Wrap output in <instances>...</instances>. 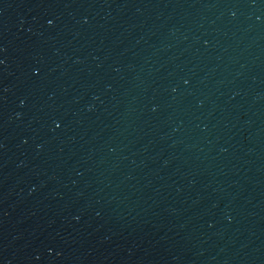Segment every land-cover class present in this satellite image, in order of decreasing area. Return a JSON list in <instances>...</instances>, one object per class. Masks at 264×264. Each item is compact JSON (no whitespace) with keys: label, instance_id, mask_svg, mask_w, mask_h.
<instances>
[{"label":"water","instance_id":"obj_1","mask_svg":"<svg viewBox=\"0 0 264 264\" xmlns=\"http://www.w3.org/2000/svg\"><path fill=\"white\" fill-rule=\"evenodd\" d=\"M0 264H264V0H0Z\"/></svg>","mask_w":264,"mask_h":264}]
</instances>
